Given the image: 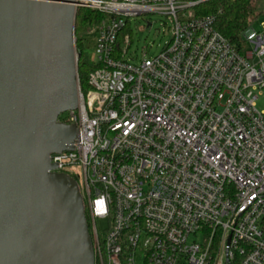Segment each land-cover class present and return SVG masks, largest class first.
<instances>
[{
	"label": "built area",
	"instance_id": "built-area-1",
	"mask_svg": "<svg viewBox=\"0 0 264 264\" xmlns=\"http://www.w3.org/2000/svg\"><path fill=\"white\" fill-rule=\"evenodd\" d=\"M207 1L77 4L102 15L95 62L50 161L79 184L96 264H264V30L230 42ZM149 15L172 38L134 63L128 27Z\"/></svg>",
	"mask_w": 264,
	"mask_h": 264
},
{
	"label": "water",
	"instance_id": "water-1",
	"mask_svg": "<svg viewBox=\"0 0 264 264\" xmlns=\"http://www.w3.org/2000/svg\"><path fill=\"white\" fill-rule=\"evenodd\" d=\"M79 0H0V264H96L72 150Z\"/></svg>",
	"mask_w": 264,
	"mask_h": 264
},
{
	"label": "trees",
	"instance_id": "trees-1",
	"mask_svg": "<svg viewBox=\"0 0 264 264\" xmlns=\"http://www.w3.org/2000/svg\"><path fill=\"white\" fill-rule=\"evenodd\" d=\"M262 0H210L200 4L196 10L197 15L216 17V29L230 42L238 44L242 41V35L251 28L258 19L259 4ZM102 19V15L90 10L79 8L76 17L77 48L79 53V78L81 88L84 90L87 86L88 73L91 70L86 58L82 54L83 41L81 34L90 32ZM81 33V34H80ZM80 34V36H79ZM88 226L91 232V226L87 209H85Z\"/></svg>",
	"mask_w": 264,
	"mask_h": 264
},
{
	"label": "rangeland",
	"instance_id": "rangeland-1",
	"mask_svg": "<svg viewBox=\"0 0 264 264\" xmlns=\"http://www.w3.org/2000/svg\"><path fill=\"white\" fill-rule=\"evenodd\" d=\"M259 12H261L260 16L251 27L255 31L264 30L263 3L259 4ZM148 22L152 23V26L150 28L147 27ZM171 27L172 23L168 22L165 18L159 15H149L146 17L133 18L130 21V25L128 27V32L130 33L132 38L131 46L129 48V58H133L132 62L139 63L140 60L143 59L146 52L148 53L147 58L157 56L172 38V34L169 30V28ZM77 36L78 34L75 28L76 43ZM81 39L84 45V57L86 58V61L88 62L90 68H92L95 62V47L97 44V35L95 33L89 34L87 32H83L81 34ZM257 106L260 110L264 111V96H261L257 101ZM64 116H66V113L63 114V117ZM99 226L103 231L106 230L109 226V220L100 221Z\"/></svg>",
	"mask_w": 264,
	"mask_h": 264
}]
</instances>
